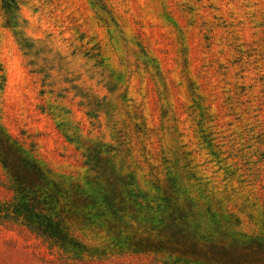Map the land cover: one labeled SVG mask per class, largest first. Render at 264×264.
Returning a JSON list of instances; mask_svg holds the SVG:
<instances>
[{
    "label": "rangeland",
    "instance_id": "1",
    "mask_svg": "<svg viewBox=\"0 0 264 264\" xmlns=\"http://www.w3.org/2000/svg\"><path fill=\"white\" fill-rule=\"evenodd\" d=\"M0 264H264V0H0Z\"/></svg>",
    "mask_w": 264,
    "mask_h": 264
},
{
    "label": "trees",
    "instance_id": "2",
    "mask_svg": "<svg viewBox=\"0 0 264 264\" xmlns=\"http://www.w3.org/2000/svg\"><path fill=\"white\" fill-rule=\"evenodd\" d=\"M35 187H36V186H35ZM51 227H52L51 224L44 223V224H43L42 226H40L39 228H40V230H41L42 232H48L47 230H50Z\"/></svg>",
    "mask_w": 264,
    "mask_h": 264
}]
</instances>
